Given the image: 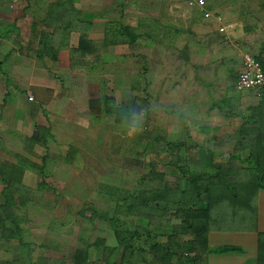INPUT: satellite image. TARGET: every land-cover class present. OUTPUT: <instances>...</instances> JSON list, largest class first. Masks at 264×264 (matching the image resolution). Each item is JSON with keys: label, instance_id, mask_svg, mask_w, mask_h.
I'll return each mask as SVG.
<instances>
[{"label": "crops", "instance_id": "crops-1", "mask_svg": "<svg viewBox=\"0 0 264 264\" xmlns=\"http://www.w3.org/2000/svg\"><path fill=\"white\" fill-rule=\"evenodd\" d=\"M54 1L0 0V225L10 232L5 237L0 227V264H15L25 248L19 264H120L124 249L113 226L116 218L125 220L119 211L135 206L131 221L147 225L157 242L166 243L171 229L141 212L154 205L149 193L161 184L127 190L116 184L117 169L108 159V167H96L105 158L101 144L116 127L118 106L127 119L139 94L138 110L146 117L155 103L157 123L171 120L205 136L173 143L213 144L206 150L218 162L253 158L251 145H264L252 125L264 123V91L258 98L235 85L246 56L264 64V0H204L203 9L194 0H75L81 20L89 16L90 40L103 41L109 28L121 26L137 35L131 46L98 47L75 61L74 43L60 51L45 43L53 29L43 21ZM204 11L224 22L206 19ZM110 144L107 153L116 148L114 140ZM234 167L243 172L249 165ZM251 204L255 212L248 218L234 209L213 215L209 247L243 252L210 254L206 264H259L263 189ZM146 231L139 234L143 248ZM192 240L179 238L183 252Z\"/></svg>", "mask_w": 264, "mask_h": 264}, {"label": "trees", "instance_id": "trees-1", "mask_svg": "<svg viewBox=\"0 0 264 264\" xmlns=\"http://www.w3.org/2000/svg\"><path fill=\"white\" fill-rule=\"evenodd\" d=\"M28 8L32 6L29 4ZM87 18L89 16L85 15V21L81 20V10L75 0H55L50 4L47 20L43 21L53 29L48 33L45 43H50L54 51H60L68 47L69 43H74L72 59L75 61L80 54L96 51L98 47L131 46L137 41V35L123 26L118 29L109 28L103 41H92L89 39L91 23ZM262 66L264 69V64ZM261 101L264 106V97ZM116 113L122 114V108L119 107ZM260 115L261 112L257 116ZM255 117L256 120L258 117ZM259 122H264V116ZM252 125H258L256 133L259 134V143L264 136V123L260 126L258 122H252ZM244 129L250 131L248 126ZM165 145L176 150L175 156L171 154L172 161L162 160L165 165L173 163L178 168L175 180L167 182L164 173L154 175L156 180L163 183V188L149 193L150 203L154 205L148 207L146 204L148 209L141 208V212L157 219V226L171 229V233L166 235L168 241L157 242L159 235L153 236L150 231H146L147 225L141 224L142 227L133 223L131 220L138 214L137 208L128 206L126 212L119 211V215L124 216L125 220L116 218L113 225L118 244L124 249L120 264H206L210 254L243 252L241 248L234 246L212 249L209 247L208 236L212 229L213 215L220 217L219 214L222 215L225 211L224 207L227 210L234 209L238 215L247 218V214L255 212L251 204L252 198L258 190H264V145H251L254 155L247 161L238 157L227 163L216 161L214 152L206 150L202 144L165 142ZM239 146L247 147L243 143ZM234 163L248 164L249 167L241 172L234 167ZM4 180L8 182L6 178ZM5 196L6 204L10 205L11 196L7 192ZM161 216L163 220H159ZM133 227L134 230L129 231ZM2 228L5 237L6 233L10 235L5 226ZM141 230L146 231L147 235V240H144L145 248L142 246V237L139 236ZM188 235L193 237L191 248L183 252L179 238ZM259 236V264H264V234ZM107 260L106 255L105 263Z\"/></svg>", "mask_w": 264, "mask_h": 264}, {"label": "rangeland", "instance_id": "rangeland-1", "mask_svg": "<svg viewBox=\"0 0 264 264\" xmlns=\"http://www.w3.org/2000/svg\"><path fill=\"white\" fill-rule=\"evenodd\" d=\"M11 2L13 1H8L9 4H11ZM12 4H14V2ZM6 8H9V10H11L12 5H8ZM136 91L137 93H139L138 88L136 89ZM152 98L154 99V97ZM134 99L136 101V106L133 109L139 112L138 106L140 105V103H142V101L139 100L140 95H136ZM153 105L154 106H148L147 117L146 113L144 112V119L146 118V120H143L141 124L143 131L133 136H129L126 134L125 128L122 125L123 116L122 114L117 113L118 119L115 129L113 131H111L110 129L109 136H106V145H104V143L101 144V146L103 147L101 155L105 158L103 160L98 159V161H95L97 163L99 162L96 167H108L106 166L107 161H105V159H108L110 161L109 167L114 166L117 169L116 184L120 188H125L127 190L130 189L134 191L135 189H142L144 185L147 184L158 187L161 184V187H163V183H159V181L154 177V175H156L157 173H164L166 181L173 182L176 177V169L178 168L175 167L173 163L165 165L162 160L168 159L172 161L173 158H171V154L174 155V153H176V150H173V148L170 147L168 148L165 145V142L173 143L180 140H186L187 136H189L190 134H192V137H195L197 140L204 141L205 136L202 135L199 129L195 130V132H188V130L184 129L183 127L172 126L171 120H169V124L165 126H162V124L159 122L157 123L155 112L156 105L155 103ZM120 106L121 105H119L118 107ZM147 136L152 138V140H147ZM107 139H109V143H106ZM111 139L115 141L116 148L112 152L110 149V153H107L104 150V147H107V145L111 143ZM211 145L213 144L204 143L203 146L205 149H207V146L209 148L211 147ZM90 166L94 167L95 165L91 164ZM224 209H227V207H224ZM144 216H147V218L149 219L151 218V215L148 214H145ZM135 221H137V219ZM149 226L150 225H148V227ZM239 226L241 225L239 224ZM25 249H22L21 251L18 250V257H20L21 259H15V261H18L15 264H19L23 261L22 257Z\"/></svg>", "mask_w": 264, "mask_h": 264}, {"label": "built area", "instance_id": "built-area-1", "mask_svg": "<svg viewBox=\"0 0 264 264\" xmlns=\"http://www.w3.org/2000/svg\"><path fill=\"white\" fill-rule=\"evenodd\" d=\"M197 1L198 5L203 9L206 5L204 0H194ZM204 17L206 19H214L217 23L222 24L224 19L220 15H214L208 11H204ZM226 28L221 27L220 32H225ZM235 88L238 92H249L255 91L257 97H262V92L264 90V69L262 63L257 60L252 55H248L244 58L243 70L239 74ZM33 100V97H30ZM89 264H102L101 262H93Z\"/></svg>", "mask_w": 264, "mask_h": 264}, {"label": "clouds", "instance_id": "clouds-1", "mask_svg": "<svg viewBox=\"0 0 264 264\" xmlns=\"http://www.w3.org/2000/svg\"><path fill=\"white\" fill-rule=\"evenodd\" d=\"M144 119V112L140 110L137 112L134 109H130L127 119L122 121L125 132L129 136L137 135L143 131L141 124Z\"/></svg>", "mask_w": 264, "mask_h": 264}]
</instances>
